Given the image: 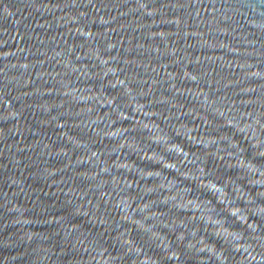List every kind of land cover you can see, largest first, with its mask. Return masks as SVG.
<instances>
[{"label":"water","instance_id":"water-1","mask_svg":"<svg viewBox=\"0 0 264 264\" xmlns=\"http://www.w3.org/2000/svg\"><path fill=\"white\" fill-rule=\"evenodd\" d=\"M0 264H264V0H0Z\"/></svg>","mask_w":264,"mask_h":264}]
</instances>
